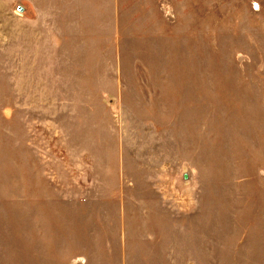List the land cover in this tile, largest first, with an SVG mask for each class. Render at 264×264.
Segmentation results:
<instances>
[{"label": "rangeland", "instance_id": "obj_1", "mask_svg": "<svg viewBox=\"0 0 264 264\" xmlns=\"http://www.w3.org/2000/svg\"><path fill=\"white\" fill-rule=\"evenodd\" d=\"M0 264H264V0H0Z\"/></svg>", "mask_w": 264, "mask_h": 264}]
</instances>
